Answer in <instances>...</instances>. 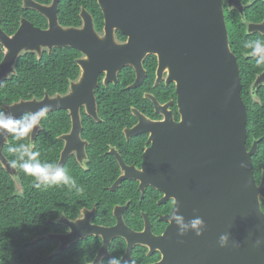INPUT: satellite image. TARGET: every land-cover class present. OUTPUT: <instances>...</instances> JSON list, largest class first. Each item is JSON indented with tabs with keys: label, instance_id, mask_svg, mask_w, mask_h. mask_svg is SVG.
I'll list each match as a JSON object with an SVG mask.
<instances>
[{
	"label": "water",
	"instance_id": "water-1",
	"mask_svg": "<svg viewBox=\"0 0 264 264\" xmlns=\"http://www.w3.org/2000/svg\"><path fill=\"white\" fill-rule=\"evenodd\" d=\"M159 1L98 0L105 19L101 37L91 22L82 29H64L55 22L48 30H40L22 21L11 37L0 28L4 50L0 84L16 75L18 59L28 53L40 59L43 51L51 54L54 49L71 48L85 56L76 61L81 73L65 95L45 94L41 100H20L3 109L17 116L46 104L50 105L48 113L67 111L71 130L59 138L64 147L58 165L63 166L71 151H85L80 110L84 108L87 116L99 121L94 95L99 74H105L107 86L117 82L121 69L132 67L136 80L128 89H137L144 80L142 61L147 55H155V85L167 70L166 83L176 87L180 121L175 123L167 106L160 107L151 96L147 98L156 113L164 116L163 121L152 122L133 110L139 123L128 134H147L149 147L143 155L142 170L132 178L173 199L174 209L179 207L186 221L197 213L206 230L201 237L192 232L180 237L175 225L170 224L162 237L149 239L146 233L124 232L118 224L96 234L125 237L130 243L127 255L135 243L157 248L162 254L159 264H264V246L254 247L257 238H264V174L256 183L252 157L257 154L258 142L247 149V109L241 97L239 64L229 46L223 0H163V28L159 24ZM31 8L46 14L45 8ZM115 29L128 37L126 44L115 43ZM263 84L264 73L254 86ZM40 131L41 122L30 136L32 143ZM9 137L0 140V164L13 177L16 170L2 151ZM222 234L229 236L225 248L218 244Z\"/></svg>",
	"mask_w": 264,
	"mask_h": 264
},
{
	"label": "flooded vegetation",
	"instance_id": "flooded-vegetation-1",
	"mask_svg": "<svg viewBox=\"0 0 264 264\" xmlns=\"http://www.w3.org/2000/svg\"><path fill=\"white\" fill-rule=\"evenodd\" d=\"M16 1L17 4L15 6L18 5L19 12L17 29L9 34L0 26L1 30L9 37L17 32L22 21H26L34 28L40 30H48L50 23L55 22L59 27L64 29H82L85 23L91 22L98 36L101 37L104 34L105 19L98 0ZM163 2V0H160L158 4L159 15H161L159 24H161L162 28L164 21L162 14ZM168 2L171 3L170 1ZM112 4L114 3L112 2ZM34 5L47 9L45 11L46 14H41L31 8ZM166 6L172 7L170 4ZM222 8L229 46L233 48V54L237 58V61V54L246 59L251 58L248 53H245L247 49L243 45L250 39L264 41V0H223ZM38 22H41V24L39 25ZM113 37L117 45H124L128 41V37L117 29L114 30ZM44 52L48 53V51ZM84 58L85 56L80 54V57L75 62ZM142 67L144 70L143 84L134 90L128 89L136 80V72L132 67L121 69L117 74V82L115 84L110 83L107 86H104L105 74H99L98 86L94 90V95L100 84L105 88L110 85L115 86L119 83L120 76L124 71L131 70L133 80L125 85L124 90L136 91L135 97L138 100L137 104L139 107H129L130 115L122 123L123 127L121 135L118 137V142H110L109 140L113 137L109 135L105 148H96L97 150L95 151H104L96 158L94 153L89 152L91 149L88 151L89 142L82 137L84 130L82 113L85 115L86 113L84 108L80 110L82 124L81 139L86 142L85 151H71L63 167L66 168L68 166L69 169H79L84 175L86 173L90 184L93 185V190L83 198L78 197L79 204L68 206L72 207L69 208L72 210L71 212H62L57 219L52 220L55 229L45 235L47 238V250L49 251L47 260H50V262L52 257L58 254H61L59 264H101V259L106 264L107 260L113 256L118 257L121 264H159L162 260V254L157 248L151 249L147 245L135 243L127 255L130 243L125 237L106 236L104 238L96 234L100 229H113L119 224L124 232L128 230L135 234L146 233L148 238L149 236L159 238L164 235L170 225L168 219L174 209L175 201L168 199L162 191L150 186L144 187L138 180L132 178L135 172L137 173L142 170L143 155L145 149L149 147V144L147 145L149 136L147 134L134 136L128 134V131L132 130L139 123L138 118L133 114V110L152 122L163 121L164 116L156 113L153 102L147 96L153 97L160 107L167 106L166 111L170 112L172 120L178 123L180 116L177 108L176 87L173 83H166L168 79L167 70L161 73L160 82L155 85L158 70V59L155 55H147L142 61ZM263 73L264 67L256 75L255 80ZM255 80L251 85V94L259 87L264 86L263 84L255 87ZM140 90L142 91L141 93L138 92ZM140 95L141 98H139ZM97 114L99 121L86 116L91 118L95 123H102L99 117L98 106ZM70 130L61 136L68 134ZM137 141H142V151L136 148ZM62 143L63 149L64 142ZM122 144L124 147H122ZM61 153L62 150L59 153L57 164L59 163ZM112 173L116 175L112 182L106 183L100 181L102 177H111ZM121 177L125 179L116 185ZM16 186H18L17 182ZM17 189H20V187L18 186ZM100 192L112 193L114 196L110 197L104 193L101 195ZM101 210L102 212H100ZM102 248L103 250L100 253ZM50 262L48 261V263Z\"/></svg>",
	"mask_w": 264,
	"mask_h": 264
},
{
	"label": "trees",
	"instance_id": "trees-1",
	"mask_svg": "<svg viewBox=\"0 0 264 264\" xmlns=\"http://www.w3.org/2000/svg\"><path fill=\"white\" fill-rule=\"evenodd\" d=\"M16 4V0H0V26L9 34L17 29L19 12ZM231 51L233 53V48ZM245 53H248V49ZM3 55L4 50L0 46V62ZM237 56L242 84L241 97L247 109V149L258 141L257 154L252 157L253 175L258 183L264 172V86L251 94V85L264 66L257 67L252 58ZM79 57L80 54L71 48L54 49L51 54L44 52L40 59L32 53L22 55L15 65L16 75L0 84V109L20 100H41L45 94L50 97L66 94L70 83L79 77V67L75 62ZM132 80L133 74L128 70L120 76L117 85L107 88L99 85L95 96L102 123H95L82 113V137L89 142L88 151L91 149L89 152L94 153L95 158L104 152L95 150L105 148L109 135L113 137L110 142H118L122 123L130 115L129 107H139L136 91L124 90L125 85ZM69 130L68 113L54 111L41 120V131L35 141L32 143L28 137L23 142L34 144L33 150L40 153L39 159L42 162L57 164L63 146L58 138ZM16 143L9 137L8 144L3 147V155L9 163L15 157L8 148ZM136 143V148L142 151V141ZM65 170L83 187L82 193L78 194L75 190L70 192L64 186L36 188L35 181L26 177L18 168L16 172L20 180L17 184L20 189H17L16 181L0 164V264H59L61 254L52 257L51 262L47 260L49 251L45 235L55 229L52 220L57 219L62 212H71L69 208L72 207L68 206L79 204L78 197L83 198L93 190L86 173L85 176L81 170L69 169L68 166ZM115 177L112 173L111 177H102L100 181L109 183ZM103 193L114 196L112 193L100 192L101 195ZM261 206L264 213L263 202Z\"/></svg>",
	"mask_w": 264,
	"mask_h": 264
},
{
	"label": "clouds",
	"instance_id": "clouds-1",
	"mask_svg": "<svg viewBox=\"0 0 264 264\" xmlns=\"http://www.w3.org/2000/svg\"><path fill=\"white\" fill-rule=\"evenodd\" d=\"M244 47L248 49V55L255 61L257 67L264 66V41L260 39H250L245 42ZM50 111V105H44L35 112H25L19 116L0 109V140L12 137L17 143L10 146L8 151L14 155V159L10 162V167L19 169L26 177H31L36 188H48L53 186H64L70 192L75 190L80 194L83 187L77 184V181L71 177L65 168L58 164L42 162L39 157L40 153L34 151V144L24 143L23 141L30 137L36 130L41 120L47 117ZM243 166V165H242ZM13 180L19 182L20 176L14 175ZM169 223L174 224L177 228V235L185 236L189 232L201 237L206 230V225L197 213H194L190 220L180 214L179 207L175 208L169 216ZM218 244L221 248H225L229 244V236L222 234L219 237ZM264 246V238H257L254 244L255 248ZM101 264L104 261L101 259ZM106 264H121L118 257H111Z\"/></svg>",
	"mask_w": 264,
	"mask_h": 264
}]
</instances>
